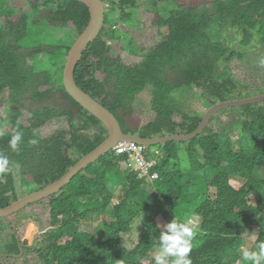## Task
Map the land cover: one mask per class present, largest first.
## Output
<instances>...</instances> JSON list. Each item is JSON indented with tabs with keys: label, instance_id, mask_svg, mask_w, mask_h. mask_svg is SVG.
<instances>
[{
	"label": "clouds",
	"instance_id": "clouds-1",
	"mask_svg": "<svg viewBox=\"0 0 264 264\" xmlns=\"http://www.w3.org/2000/svg\"><path fill=\"white\" fill-rule=\"evenodd\" d=\"M14 2L30 11H23L17 21H8L16 25L26 17L31 19L32 24L37 28L35 35L29 37L30 47L16 45L26 55L23 56V61L26 62L24 66L28 67L31 78L15 91L6 88L4 93L0 94V102L11 105L14 111L12 101L23 100L26 108L19 109L18 112L24 111L25 117L34 120L36 110L57 109L59 114L44 116L39 128L33 134L48 148L68 157L71 163L66 168L60 165L48 168L39 157L41 152L39 148L32 149L31 154H26L16 161L9 153L0 149V182L4 183L12 175L19 185L16 197L4 206H0V211L14 206L12 212L0 216V264H30L27 258L32 254H34L32 259L34 264H46L44 256L46 250L53 246L65 249L70 244H76L84 253L75 264H194L193 256L197 248L209 242L208 235L216 236L217 222L214 212L218 209L212 206L208 198L197 197L191 202H174L164 198L143 201L141 198L139 202L147 206L142 211L132 212L129 216L118 215L113 211L121 201H126L129 205L138 202L137 194L141 192L135 190L137 185L151 188L161 183L166 184L165 174L171 171L175 159L168 160L165 148L175 142L166 145H148L143 141L127 137L118 140L106 154L100 155L99 152L91 156L109 140V128L72 97L65 86V72L73 73L77 87L113 115L122 133L127 136L148 140L157 136L191 133L203 122L210 108L206 109L202 121L193 131L181 132L183 117L178 122L174 120V114L176 110L181 111L176 108V105L180 104L178 94L194 93L202 102L198 95L204 94V90L196 84H192L193 89L190 92H187L185 87L181 91L171 92L167 100L160 101L167 111L173 113L172 121L177 130L174 133L169 132L167 127L160 134L148 135V126L159 117L155 107V86L152 84L137 95L128 112L118 109L117 114H114L105 106L104 101L112 100L114 95L134 81L126 78L123 67L136 70L133 72L135 78L138 74L162 77L171 88L179 82L190 81L193 75L198 76L195 67L207 54L206 38L209 33L204 31L205 27L202 24L206 21H203L205 16H198L197 11L204 7L213 10V4L211 7H198L192 0H92L89 3L84 0H14ZM99 5H102L104 19L96 38L88 45L79 60L69 62V56L78 38L85 31L93 28L91 7L96 8ZM72 9L76 10L75 14L65 19V14L70 13ZM79 20L85 22L81 30L75 23ZM51 29L53 34L49 33ZM78 30L81 32L78 33ZM67 32L75 38H67ZM59 33H64V36L57 38ZM98 40L109 50L106 56L110 61L100 62L99 59L91 56L89 60L94 67L82 64L84 57ZM232 42L240 44L242 52L247 53L244 60L238 59L240 63L264 65L262 53L264 43L254 39L251 45H245L240 38L232 39ZM114 47L122 55L124 54L123 59L115 57ZM51 52L61 53L57 67L51 63ZM33 54L37 56V63ZM255 57L257 60H254ZM124 59L130 61L131 65L126 64ZM232 64L220 63L214 71L216 82H210V85L225 84L224 78L230 75L237 79L232 72ZM189 68L193 70L189 72ZM169 74L176 75L175 80L171 81ZM76 77L82 85L91 84L100 87L104 90V94L95 97L85 92ZM238 82L240 84V81ZM263 84L264 77L254 83L252 88L248 83L243 82L240 85L245 86L240 87V91L243 95L249 94ZM149 90L154 95L152 106L157 112V118L145 126L132 128L127 123V117L133 113L138 97ZM196 90L200 93H196ZM7 94L8 98H6ZM258 97H264V93L235 100ZM235 100L219 101L216 105ZM253 105H260L259 109L264 112V99L243 107ZM7 115L4 112V118H0V136L4 135V139H8L12 134L9 141L10 149L13 153H20L24 148V133L15 132L11 126L5 124L3 126L2 120L4 119L5 123L8 120ZM91 117L96 119L98 124L87 129L85 123ZM122 117L126 118L124 125L119 120ZM260 118L264 120V116ZM249 121V141L253 147H256L251 131L254 123L251 119ZM209 125L210 123L204 132ZM52 127H54L52 133L43 139L42 135L48 134ZM202 134L188 142L177 143L180 160L176 164L179 167L189 165L186 145ZM228 136L232 147L237 150L235 155L241 157L242 153H247L243 149V143L238 147L235 146L236 130H232ZM99 141L102 143L98 144ZM30 143L37 144V141L33 139ZM95 145L97 146L93 150L85 153ZM109 153H112V156L107 158L106 155ZM89 156L91 157L88 158ZM204 163H208L206 153ZM87 173H89L88 183L84 187H78V181ZM259 179L264 180V174ZM41 194H45V197L36 200ZM107 194L110 197L109 205L103 209L100 203ZM116 199L117 204H115ZM45 202H48L49 212L45 214L46 217L40 212L41 220L35 207L42 206ZM61 202H66L67 208L61 207ZM249 205L255 207L256 202L251 200ZM83 207L89 211L97 210L99 215L87 217L77 215L76 210ZM260 213L264 214V203ZM94 220H99L96 228L92 232L84 231L83 224ZM136 220L139 223L137 228H133ZM47 222L49 229L44 231ZM149 222L158 224L160 229L154 243L146 230ZM253 229L250 225L251 232L244 234L241 245L239 242L235 247L234 260L228 255L221 257L214 251L203 250L198 257V264H264V240H259L258 233L253 237L255 233ZM43 236V241L39 243V239ZM7 240L14 246L11 254L4 253V242ZM35 242H37L36 246ZM49 260L51 264H63L55 260L53 255L49 256Z\"/></svg>",
	"mask_w": 264,
	"mask_h": 264
},
{
	"label": "trees",
	"instance_id": "trees-1",
	"mask_svg": "<svg viewBox=\"0 0 264 264\" xmlns=\"http://www.w3.org/2000/svg\"><path fill=\"white\" fill-rule=\"evenodd\" d=\"M75 12L76 10L72 9L70 13L65 14V19L73 16ZM197 15L205 16L203 21H206L202 24L205 27L204 31L209 33L206 38L207 54L198 61L195 67V70H198V76L193 75L190 81L179 82L171 88L162 77L138 74L135 78L133 72L136 70L123 67V74L126 78L128 80L134 79V81L114 95L112 100L104 101L105 106L114 114H117L118 109L128 112L137 95L145 90L149 84L154 85L155 107L159 112V117L157 121L148 126V135L160 134L167 127H169V132H177L172 121L173 113L167 111L160 104V101L167 100L171 92L181 91L185 87L187 92L192 91V84H196L199 88L203 87L204 94L198 95V98L202 99L206 109L215 106L219 101L242 99L264 93L263 84L255 88L252 93L243 95L240 87L245 85H240L238 80L231 75L224 78L225 84L210 85V82H216L214 71L220 63L232 64L238 59L244 60L247 56V53L242 52L240 44L232 42V39L240 38L245 45H251L254 39L264 43V0H218L213 3V10L204 7L197 11ZM3 17L4 7L2 0H0V94L4 93L8 87L15 91L30 80V71L28 67L24 66L26 62L23 61V56L26 57V55L16 45L30 47L28 45L29 37L34 36V32H37V28L32 24L31 19L24 17L16 25L8 21V24L4 26L1 21ZM75 23L80 30L85 26L83 20ZM80 30L77 32H81ZM49 33L53 34V30H49ZM66 37L75 38L70 32H67ZM232 43L237 44V47L231 46ZM108 51L105 44L98 40L92 45L91 50L81 63L88 67H94V64L89 60L91 56L99 59L100 62L110 61L106 56ZM33 55L35 63H37V56ZM50 57L51 63L57 67L61 53L51 52ZM260 67L264 70V65H260ZM192 70L193 68H189V72ZM141 71L146 73L144 70ZM76 79L85 92L91 93L95 97H101L104 94V90L100 87L91 84L82 85L77 77ZM12 102L14 111L11 105L4 103L6 107L4 112L8 114V120L4 123L3 119L2 124L3 126L4 124L11 126L15 132L24 133V148L20 153L11 151L9 146L11 134L8 139H4V135L0 136V149L9 153L12 159L16 161L22 159L26 154H31L32 149L39 148L41 149L39 157L48 168L57 165L66 168L70 165L71 161L68 157L48 148L33 134L39 128L44 116L59 114L58 110L55 108L36 110L34 120V118L25 117L24 111L18 112L19 109L26 108L23 100L14 99ZM75 106L81 110L78 105L75 104ZM259 107L260 105L242 106L214 115L206 131L198 139L186 145L189 165L183 168L176 164L180 160L178 144L172 143L166 146L168 160L175 159L171 171L165 174L164 182L166 184L161 183L159 186L151 187L150 190L137 194L138 202L135 204L129 205L128 202L121 201V204L115 206L113 211L124 216H129L132 212L142 211L147 206L140 203L141 198L143 201L164 198L174 202H191L197 197L208 198L212 206L218 209L214 212L217 222L216 236L208 235L209 242L197 248L193 256L194 264H198V257L203 250L214 251L221 257L228 255L230 259L234 260V249L239 242L241 245L242 236L251 232L250 225L256 226L259 231V240H264V214L260 213L264 203V180L259 179L264 174V159H262L264 153V120L260 118L264 116V112ZM221 114L228 115L230 119L228 121L223 120ZM203 115L204 113L196 112L192 116L183 117L181 132L193 131L202 121ZM250 119L254 123L251 131L256 147H253L249 141ZM119 120L123 125L126 124V118L122 117ZM97 124L98 121L91 117L86 121L85 128L88 129ZM232 130L237 131L235 146L238 147L243 143V149L247 151V153H242L241 157L235 155L237 150L232 147L229 140L228 135ZM33 139L37 141V144L30 143ZM100 140H102L101 137ZM96 146H92L85 153L90 152ZM205 153L207 164L204 163ZM110 156L112 153L106 155L107 158ZM88 175L89 173L82 176L77 183L78 187H84L88 183ZM233 180L242 183L240 188L233 186ZM18 188L17 179L12 175L4 183L0 182V206L11 202L16 197ZM109 198L107 194L100 203L101 208L106 209L108 207ZM251 200L256 202L255 207L249 205ZM60 206L67 208L66 202H61ZM76 214L87 217L99 215V212L97 210L89 211L83 207L76 210ZM69 230H71V226H69ZM146 230L150 240L154 243L160 232L158 224L149 222ZM13 249L14 246L9 240L4 242V253L11 254ZM44 254L46 264H51L49 260L51 255L63 264H75L77 259L84 255L81 248L76 244H70L65 249L53 246Z\"/></svg>",
	"mask_w": 264,
	"mask_h": 264
},
{
	"label": "rangeland",
	"instance_id": "rangeland-1",
	"mask_svg": "<svg viewBox=\"0 0 264 264\" xmlns=\"http://www.w3.org/2000/svg\"><path fill=\"white\" fill-rule=\"evenodd\" d=\"M192 1L197 3L195 6H198V7L200 6H210L211 7L212 4L218 0H192ZM2 5L4 7V17L2 18L1 21H2V25L4 26L7 24L8 20L17 21L18 17L20 16V14L23 13V11H30L29 9L23 7L22 5L19 6L17 3L14 2V0H2ZM12 9H15V11H12ZM63 36H64V33H59L57 38H61ZM231 46L237 47V44L232 43ZM114 51L116 52L115 57H119L123 59L124 54L122 55L121 52L117 51L116 47H114ZM262 53L264 54V45L262 47ZM254 60H257V58L255 57ZM124 61L126 64L131 65L130 61H126V59H124ZM231 67H232L233 74L237 77L238 81H240V84H242L243 82L248 83L251 88L254 85V83L262 80L264 77V71L262 67L260 66L250 65L246 62L240 63L237 60L231 65ZM175 76L176 75L174 74H169V79L173 81L175 80ZM150 91L151 90H149V92H145L144 94L138 97V101L133 107V113L129 117H127V123L130 127L138 128L143 125L145 126L148 122H152L156 120L157 112L152 106L154 95ZM196 93H200V91L196 90ZM177 96H178V102L180 104H177L176 108L181 111H178V110L175 111V114H174L175 121L179 122L181 121L182 117H185L186 115L192 116L196 112H200V113L206 112V108L204 107L203 102H200L194 93H191L189 95L188 94H184V95L178 94ZM8 97L9 95L7 94L6 98ZM5 108L6 107L4 106L3 102H0V118H4ZM221 115H222L221 117L223 120L229 119L228 115L226 114H221ZM53 130H54V127L51 128L48 134L42 135L43 139H46V137L49 136ZM160 148L163 149V147H160ZM232 183H233V186H235L236 188H240V186L242 185V183L239 181L233 180ZM135 190L138 192H145L147 190H150V187L147 188L143 185H137L135 187ZM117 203H118V200L116 199L115 204ZM35 208H36L35 211L40 218H41L40 212H42L43 217H46L45 214H48L49 212L48 202H45L44 205L42 206H36ZM98 223H99V220H94L92 222L84 223L83 230L92 232L96 228ZM138 223H139L138 220H136L133 224V228H137ZM252 228H254L253 232L255 233L253 237H255L259 231L254 225H252ZM48 229H49V223L47 222L46 228L44 229V231ZM43 239H44V236L41 237L38 242L41 243ZM34 245L36 246L37 242H35ZM33 257H34V254L30 255L27 258L28 260H30V264H34L32 261Z\"/></svg>",
	"mask_w": 264,
	"mask_h": 264
},
{
	"label": "water",
	"instance_id": "water-1",
	"mask_svg": "<svg viewBox=\"0 0 264 264\" xmlns=\"http://www.w3.org/2000/svg\"><path fill=\"white\" fill-rule=\"evenodd\" d=\"M84 1L86 3H89L92 0H84ZM91 12H92L91 18L93 22V28L88 29L78 38V40L74 44V49L69 56V59H68L69 62L72 60L77 61L80 59V57L82 56V53L87 49L88 45L96 38L99 32V29L101 28L103 24L104 11H103L102 5H99L96 8L91 7ZM65 86L75 100H77L85 109L90 111L93 115L101 119L109 128V140H107L91 156L99 152H100V155L106 154L110 149L113 148V146L117 143L118 140L127 139V137H132V139L143 141V143L148 144V145H159V144L166 145L172 142H175V143L188 142L194 139V137H196L197 135L202 134L204 132L205 128L210 123L212 117L216 113L222 110L229 109V108L258 103L264 99V97H258V98H251V99H246V100H235L231 102L220 103L216 105L215 107L210 108L207 111V113L204 116L203 122L200 123L197 129L191 133L157 136L155 137V139L142 140L140 139V137L127 136L124 133H122L121 127L118 125V122L113 117V115H110V113L107 110H105L101 105L93 101L89 96H87L77 87L75 80H74V75L72 72H68V71L65 72ZM91 156H89L88 158H90ZM43 197H45V194L39 195L36 198V200L42 199ZM13 210H14V206H11L5 211H0V216L2 214L7 215Z\"/></svg>",
	"mask_w": 264,
	"mask_h": 264
}]
</instances>
